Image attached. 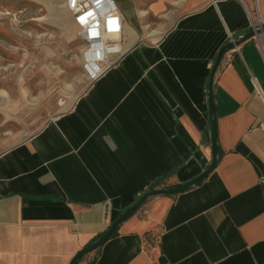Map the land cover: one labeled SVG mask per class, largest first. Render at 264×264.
<instances>
[{
	"label": "crops",
	"instance_id": "obj_1",
	"mask_svg": "<svg viewBox=\"0 0 264 264\" xmlns=\"http://www.w3.org/2000/svg\"><path fill=\"white\" fill-rule=\"evenodd\" d=\"M115 2L123 44L126 27L136 36L120 60L0 151V264H69L106 219L210 163L209 74L223 45L264 26V0ZM211 96L213 171L146 199L94 264H264V34L223 55Z\"/></svg>",
	"mask_w": 264,
	"mask_h": 264
},
{
	"label": "rangeland",
	"instance_id": "obj_2",
	"mask_svg": "<svg viewBox=\"0 0 264 264\" xmlns=\"http://www.w3.org/2000/svg\"><path fill=\"white\" fill-rule=\"evenodd\" d=\"M64 13L63 0H0V151L67 111L86 87Z\"/></svg>",
	"mask_w": 264,
	"mask_h": 264
},
{
	"label": "built area",
	"instance_id": "obj_3",
	"mask_svg": "<svg viewBox=\"0 0 264 264\" xmlns=\"http://www.w3.org/2000/svg\"><path fill=\"white\" fill-rule=\"evenodd\" d=\"M71 16L79 40V67L87 84H92L112 68L124 54L122 49L123 21L115 0H63ZM91 13V15H87ZM84 17V22H81ZM252 22V31L262 29ZM263 33L255 34V38ZM107 225L111 221L105 220ZM153 241V248L158 244ZM148 252V249H146Z\"/></svg>",
	"mask_w": 264,
	"mask_h": 264
},
{
	"label": "water",
	"instance_id": "obj_4",
	"mask_svg": "<svg viewBox=\"0 0 264 264\" xmlns=\"http://www.w3.org/2000/svg\"><path fill=\"white\" fill-rule=\"evenodd\" d=\"M264 34V26H262L261 30H257L256 33L253 31L245 34L241 39L237 41H230L223 45L220 50L217 52L214 63L212 65L210 74H209V79H208V84H207V104H208V112L210 116V129H211V160L207 168L198 176L193 178L192 180L181 184L176 187H171V188H166V189H153L148 192H145L140 196V198L132 205L130 206L126 211L121 213L119 216H116L111 224L108 226V228L92 243L88 244L87 246L83 247L80 249L70 260L69 264H78L81 258L84 256L96 251L102 245L111 237L112 233L116 228L119 227L121 223H123L127 218L132 216L134 212H136L141 205L146 201V199L154 196H173L179 193L184 192L187 190L189 187L201 182L210 172L213 171L216 165V159H217V146H216V117H215V112H214V107L212 103V96H211V89H212V81L214 74L220 64V61L223 57V55L228 52L229 50L233 49L234 47L240 45L247 39H250L255 36V34Z\"/></svg>",
	"mask_w": 264,
	"mask_h": 264
},
{
	"label": "bare ground",
	"instance_id": "obj_5",
	"mask_svg": "<svg viewBox=\"0 0 264 264\" xmlns=\"http://www.w3.org/2000/svg\"><path fill=\"white\" fill-rule=\"evenodd\" d=\"M23 1H28V2H32V3H45L47 0H23ZM63 8L65 9L64 2H63ZM64 15L66 16L67 22L71 25V27L73 28V30H76L75 27H74V24L72 22L71 16H70V14L68 13V11L66 9H65ZM126 30H127L128 34H129V42H128L127 45L126 44H123L122 45V49H126V47L129 44H131L136 39V36H135V34H134L133 31H131L127 27H126ZM154 35H155V33L150 32L148 34V37H150V38L152 37L153 38Z\"/></svg>",
	"mask_w": 264,
	"mask_h": 264
},
{
	"label": "trees",
	"instance_id": "obj_6",
	"mask_svg": "<svg viewBox=\"0 0 264 264\" xmlns=\"http://www.w3.org/2000/svg\"><path fill=\"white\" fill-rule=\"evenodd\" d=\"M156 185H160V182H157V184ZM155 187V186H154ZM153 189V188H152ZM135 213V212H134ZM120 214H118L117 216H119ZM117 229L118 228H116L115 230H114V232L112 233V235H111V237H113V236H115L116 234H117ZM97 239V238H96ZM98 253H99V249H97L96 251H94V256H93V258L87 263V264H94V262L96 261V259H97V255H98ZM87 256V255H86ZM86 256H84L83 258H81V260L79 261V263L81 262V261H83V259L86 257Z\"/></svg>",
	"mask_w": 264,
	"mask_h": 264
},
{
	"label": "snow or ice",
	"instance_id": "obj_7",
	"mask_svg": "<svg viewBox=\"0 0 264 264\" xmlns=\"http://www.w3.org/2000/svg\"><path fill=\"white\" fill-rule=\"evenodd\" d=\"M73 3H75V0H73ZM87 15H91V13H88ZM81 22H84V17H81Z\"/></svg>",
	"mask_w": 264,
	"mask_h": 264
}]
</instances>
